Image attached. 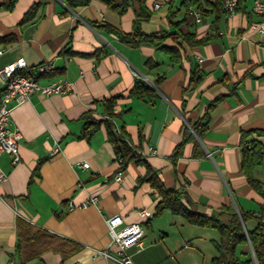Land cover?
<instances>
[{"label": "crops", "instance_id": "obj_1", "mask_svg": "<svg viewBox=\"0 0 264 264\" xmlns=\"http://www.w3.org/2000/svg\"><path fill=\"white\" fill-rule=\"evenodd\" d=\"M9 1L0 0V66L22 57L33 71L51 61L54 68L38 82L65 80L72 90L33 92L11 110L10 128H18L21 139L16 163L0 154V170L7 175L0 182V264H116L95 255L110 246L105 218L114 214L122 215L123 224L144 227L141 247L128 248L133 264H210L218 231L168 207L155 213L159 193L148 181L137 183L145 167L134 160L115 181L106 126L101 122L89 137L81 136L84 115L107 117L102 100L121 95L112 121L139 146L163 186L179 192L184 207L220 222L229 218L226 207L259 213L263 198L240 166L242 133L252 131L250 139L264 141L254 132L264 131V33L255 28L264 24V13L253 10L255 0H233L236 9L214 24L213 14L196 23L181 0H146L151 14L140 29L167 35L163 43L179 49L177 62L154 45L131 46L109 30L132 32L136 0L122 14L103 0L75 9L62 0H15L7 7ZM34 5L33 15L25 17ZM177 32L209 38L191 44L173 38ZM96 49L106 54L97 60ZM137 80L147 91L131 93ZM207 113V126L197 135L193 126ZM253 174L264 183V164L255 165ZM94 195L95 203L81 206ZM141 208L152 215L141 217ZM262 214L264 219V208ZM17 217L80 248L65 258L46 250L23 261L16 253ZM246 225L252 228L254 221Z\"/></svg>", "mask_w": 264, "mask_h": 264}, {"label": "trees", "instance_id": "obj_2", "mask_svg": "<svg viewBox=\"0 0 264 264\" xmlns=\"http://www.w3.org/2000/svg\"><path fill=\"white\" fill-rule=\"evenodd\" d=\"M70 8L75 9L78 6L87 5L91 0H62ZM109 7L122 14L131 0H103ZM138 9L135 14L132 32L129 34L122 33L113 28H109L117 36L122 38L131 46H139L143 43L154 45L156 48L166 52L171 61L177 62L179 59V49L175 46H167L163 43L165 34L157 35L156 33L146 34L140 29V23L149 18L151 10L146 6V0H136ZM15 0H10L7 7H11ZM181 4L185 10L189 12L190 8L196 9L201 19L206 14H213L216 23L218 17L222 13H228L223 5V0L205 1L204 4L200 0H181ZM36 5L31 7L25 17H31L34 13ZM236 7H234V10ZM177 36L186 40L188 43L196 44L209 38L197 39L194 33H174L173 38ZM106 54V50L96 49L92 55L98 60ZM148 63V61H147ZM192 82H194L192 77ZM147 87L140 81H135L132 94L147 91ZM121 95L117 94L102 100L104 112L107 117L95 120L91 113L84 115L85 122L81 136L89 137L103 122L107 130V138L112 143L115 152V162L117 164L116 171H124L127 163L134 160L136 163L145 167V175L137 179V183L144 181L150 182L159 193V200L156 204V212L159 213L163 208H170L171 211L183 215L187 221L192 224L205 227H213L218 231V238L212 239V244L216 250L215 256L211 259L210 264H264V219L262 210L264 208V183L257 179L253 174V167L263 163L264 141L250 139L252 131L243 132L241 135V170L245 175L249 185L254 188L263 198V203L259 213H249L240 211L239 213L234 207H226L229 218L226 222H220L214 217H208L203 214L195 213L180 202L179 192L174 188H166L159 179L158 173L138 152V145H134L130 136L123 127L117 128L112 121L115 116L113 108L116 100ZM214 102L210 104V107ZM208 123V113L204 117V121L193 126L197 135H201ZM258 136H263L264 131H254ZM248 220L254 221V226L249 228L246 223ZM16 253L23 261L31 260L39 257L46 250H54L65 258L68 254L78 250L80 246L68 239L57 237L48 231L32 226L28 221L21 217L16 219ZM245 247V249H244Z\"/></svg>", "mask_w": 264, "mask_h": 264}, {"label": "built area", "instance_id": "obj_3", "mask_svg": "<svg viewBox=\"0 0 264 264\" xmlns=\"http://www.w3.org/2000/svg\"><path fill=\"white\" fill-rule=\"evenodd\" d=\"M158 3H154L157 8ZM228 13L234 11L235 2L227 0L224 4ZM253 10L256 13H264V0H255ZM189 13L193 16L196 23L201 21L200 13L190 8ZM255 28L264 33V24H258ZM3 49L0 48V55ZM38 68H46V73L50 72L54 66L51 61H44L40 63L33 71L26 70V63L22 57L0 66V154L8 153L12 156V162L16 163L19 160L18 145L21 139V133L18 128H10L11 110L14 105L19 104L28 99L33 92H39L43 95L63 94L72 90V83L65 80H56L47 84H40L38 78H34V71ZM135 76H139L134 73ZM4 78H11V87H4ZM59 150L56 146L52 153ZM154 152L153 150H151ZM263 164H264V148H263ZM82 167H87L88 163L83 162ZM123 175L122 170L116 171L114 175L115 181H121ZM7 178L4 171L0 170V182ZM96 196H91L87 201L81 204L86 206L87 203H95ZM72 208V205H70ZM138 214L143 218H149L152 213L146 208L138 210ZM110 235L109 248L98 250L95 255H100L105 258H110L116 264H133L128 248L131 246L141 247L142 239L144 237V227L139 222H131L123 224V217L120 214H114L105 218ZM115 249L111 251L110 247Z\"/></svg>", "mask_w": 264, "mask_h": 264}, {"label": "bare ground", "instance_id": "obj_4", "mask_svg": "<svg viewBox=\"0 0 264 264\" xmlns=\"http://www.w3.org/2000/svg\"><path fill=\"white\" fill-rule=\"evenodd\" d=\"M35 72V71H34ZM46 73V68H38L34 78ZM4 87H11V78H4Z\"/></svg>", "mask_w": 264, "mask_h": 264}]
</instances>
